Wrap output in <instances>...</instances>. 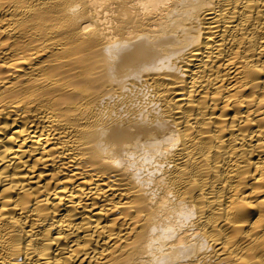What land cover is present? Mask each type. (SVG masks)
<instances>
[{"label": "bare ground", "instance_id": "obj_1", "mask_svg": "<svg viewBox=\"0 0 264 264\" xmlns=\"http://www.w3.org/2000/svg\"><path fill=\"white\" fill-rule=\"evenodd\" d=\"M0 264H264V0H0Z\"/></svg>", "mask_w": 264, "mask_h": 264}]
</instances>
